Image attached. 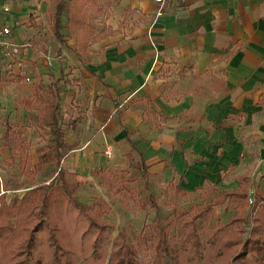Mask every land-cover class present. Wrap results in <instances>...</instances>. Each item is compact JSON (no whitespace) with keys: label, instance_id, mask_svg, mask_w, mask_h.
<instances>
[{"label":"crops","instance_id":"0c3cea01","mask_svg":"<svg viewBox=\"0 0 264 264\" xmlns=\"http://www.w3.org/2000/svg\"><path fill=\"white\" fill-rule=\"evenodd\" d=\"M14 1L23 9L44 6ZM14 1L0 0V17L13 14L11 25L0 20L13 42L19 29ZM166 6L162 16L150 0H96L89 9L103 18L94 28L101 36L93 45L90 40L89 61L77 59L92 72L89 84L98 95L92 111L82 113V128L70 129L74 138L66 141L76 145L64 158L68 168L64 160L61 165L107 190L92 170L126 169L134 146L154 193L172 181L187 194L215 188L245 192L254 201L264 192V0ZM146 209L138 214L141 226Z\"/></svg>","mask_w":264,"mask_h":264},{"label":"trees","instance_id":"16d2710c","mask_svg":"<svg viewBox=\"0 0 264 264\" xmlns=\"http://www.w3.org/2000/svg\"><path fill=\"white\" fill-rule=\"evenodd\" d=\"M95 3L96 0H52L45 9L51 35L58 43H66L63 30L67 29L69 38L74 40L72 51L82 63L89 61L90 40L101 36L87 22L89 9ZM29 41L39 54L46 55L49 46L46 35L34 33ZM28 86L29 96L21 99L22 105L34 111L35 124L46 130L49 137L35 149L34 161L23 131H14L5 121L0 145L6 146L14 135L15 149L24 154L20 162L29 165L21 172L34 176L50 167L52 177L21 196L14 195L8 202L3 194L17 179L16 176L12 180L0 178V190L5 191L0 194V264H85L83 258L89 252L94 255V262L100 263L105 258L106 264H187L192 259L189 257L200 254L202 264H264L263 191L255 194L249 206L245 192L208 189V202L204 206H197L191 212L175 211L173 219H170L172 214L162 217L157 194L148 185V166L134 146L133 154H128V168L100 167L91 173L99 177L100 185L109 193L116 196L126 193L138 211L151 207L155 216L132 237L127 228L117 230L112 237L115 222L104 217L110 212L109 204L101 198L92 205L79 200L82 182L78 173L61 165L76 145L66 141L67 131L82 120L83 114L64 121L57 95L59 80L46 85L40 78ZM119 106L116 102L115 109ZM174 191L182 196L188 193L178 187ZM230 197L234 198L231 203L235 200L231 207L235 212L248 209V214H254L253 228L245 239L240 238L243 232L237 226L244 223L246 213H236L225 223L215 218L211 226H200L210 223L215 205ZM189 217L190 220L186 219ZM174 226H178L179 232L173 231Z\"/></svg>","mask_w":264,"mask_h":264},{"label":"rangeland","instance_id":"374dc122","mask_svg":"<svg viewBox=\"0 0 264 264\" xmlns=\"http://www.w3.org/2000/svg\"><path fill=\"white\" fill-rule=\"evenodd\" d=\"M20 1H22L21 5H23L25 0ZM36 1L37 3H40L39 5L41 6H43L44 3V6L39 8V6L35 5V8L23 9L17 4L19 2L14 1L17 6L19 5L16 9L18 17L16 26L19 28L17 31L18 38L17 41L14 42L18 43L21 54L15 58L0 57V144L2 142L4 122L7 121L14 131H23L24 142L30 147L32 160H35V149L42 146L49 137L46 130L35 124L33 115L34 111L27 110L22 105L21 99L29 96L28 85L32 83V81H37L41 78L47 85L59 80L60 86L57 90V95L59 99H61V114H63L64 121H67L70 117L77 118L78 113H83L84 111L91 112L95 107L94 103V105H90L93 101L92 96L94 94L98 95L96 89L89 84L92 72H90L88 67H84L80 64L76 54L72 51L74 40L69 38L68 30H63L66 43H58L51 35L50 28L45 20V9L51 4L52 0ZM9 14L10 15L8 16H10L11 20L13 14L12 12H9ZM5 16L3 14V17L1 16L0 20L11 25V21L6 20ZM87 21L88 23L91 22L90 24H92V27L95 28V30L96 28L99 30V28L102 27L99 23L103 22V18H101L99 12L94 10V12L90 11V16H88ZM71 29L74 30V28ZM34 33L46 35L49 43L46 55L39 54L31 45H29L30 36ZM10 37L13 38L12 36ZM94 39H91V43ZM91 45H93V43ZM92 48L93 47H90V50ZM92 50L94 51L95 48ZM18 59H20L21 64H17ZM91 117L92 116L90 115V120L93 118ZM88 123L89 122L86 124ZM79 128H82L81 124H78L76 130ZM73 134L74 131L68 129L66 139L69 141L73 139ZM15 144V138L14 135H12L6 146L0 145V178L3 180H12V177L16 176L17 179L16 183L9 184L10 189H7L5 194H3L5 191L0 190V194L5 196L7 202L14 195L21 196L25 191L34 187L36 184L48 182L52 177L50 167L34 176L21 172V169H28L29 165H23V163L20 162V158L24 154L22 151L15 149ZM66 162L67 160L65 159L62 165L63 167L66 166V168H68L69 163ZM79 180H81L82 184L84 183L82 189L78 192L79 200L88 205H92L95 201L101 198L111 206L110 210L113 208L108 215L104 216L107 220H113L115 222V232L112 237H114L117 230L120 229L127 228L128 231H130L131 237L135 233L141 231V228L143 227L141 226L143 219L142 217H138L139 211L135 208V205L133 204V201L130 200L128 194L113 195L109 193L108 190L97 187L96 179H87L86 181L84 177L79 176ZM139 183L141 185L142 181ZM260 185L261 184L258 186ZM262 185H264V182H262ZM262 185L260 188L264 189V186L262 187ZM174 187V183L169 181L168 183L162 184L156 190L157 200L159 201L160 206V215L162 217L170 216L172 214L170 219H173L174 215H176L175 211L180 213H185V211L191 212L193 208L197 206L200 207V205L204 206L206 202H208V198H206L208 191L205 192L204 188L186 194L183 197L174 191ZM233 199V197L224 198L222 203L215 205V215L211 222L208 224H200V226H211L215 218H219L222 223H225L236 213H246L247 215L248 209H244V211L240 210V212L237 210L235 212L231 208L232 204L235 203V200L231 203V200ZM252 203L253 201L250 202L249 199L247 200L249 206ZM146 211V215L149 216L146 217L148 221H145L144 224L151 222L155 216V210L151 207H148ZM141 215H143V212H141ZM253 215V213L251 215L248 214L244 223L237 226L243 232L240 234L241 239H245L253 228ZM186 219L190 220V217ZM233 227L237 228L234 225ZM173 231L179 232L178 226H174ZM238 248L239 247L236 249ZM231 253L233 254V252ZM93 257L94 255L90 252L86 253L83 258L85 264H106L105 258L103 261L101 260L100 263H96L94 262ZM189 258L192 259L190 261L188 259L187 264H202L201 254L200 257L197 255Z\"/></svg>","mask_w":264,"mask_h":264},{"label":"built area","instance_id":"2783aa9c","mask_svg":"<svg viewBox=\"0 0 264 264\" xmlns=\"http://www.w3.org/2000/svg\"><path fill=\"white\" fill-rule=\"evenodd\" d=\"M156 7V16H162L166 5L169 3H174L179 0H150ZM3 11H7L6 6H2ZM11 29L8 26H5L0 23V57H10L15 58L20 56L21 51L18 43L13 42L10 39ZM17 64H21L20 59H18ZM112 148L108 145L105 150L106 155L108 156ZM249 201L252 202V197H249Z\"/></svg>","mask_w":264,"mask_h":264}]
</instances>
